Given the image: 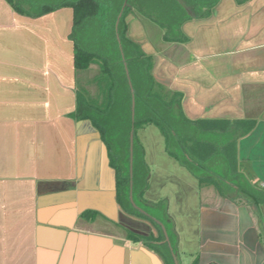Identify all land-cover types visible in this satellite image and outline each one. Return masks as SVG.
I'll use <instances>...</instances> for the list:
<instances>
[{"label":"crops","instance_id":"obj_1","mask_svg":"<svg viewBox=\"0 0 264 264\" xmlns=\"http://www.w3.org/2000/svg\"><path fill=\"white\" fill-rule=\"evenodd\" d=\"M140 19L125 20L126 35L150 56L153 81L181 95L188 119L248 128L238 167L264 189V0H219L210 17L182 25L184 43L154 45ZM71 30L70 7L33 17L0 0V264H183L176 227L156 244L115 231L100 134L73 115ZM228 186L197 207L185 264H264V198Z\"/></svg>","mask_w":264,"mask_h":264},{"label":"trees","instance_id":"obj_2","mask_svg":"<svg viewBox=\"0 0 264 264\" xmlns=\"http://www.w3.org/2000/svg\"><path fill=\"white\" fill-rule=\"evenodd\" d=\"M5 1L15 12L28 13L33 17L60 7H70L72 9L70 38L73 41L74 68L87 69L91 63H98L99 72L95 77L98 83L104 82V86L107 84L106 89L109 92L117 85H123L127 91V104L131 105L130 86L125 70L128 71L136 101L134 115L131 117V114H128L124 142L116 141L117 136L109 137V126L103 122L101 124L98 120L103 110L109 109L114 103L112 92H108L109 99L105 100L104 108L86 92L83 95L77 92L76 108L73 113L77 119H89L98 130L101 140L106 145L109 164L115 170L116 185L121 192L126 191L130 178L128 171L130 132H133L134 144L137 129L143 123H150L161 130L167 141L169 153L185 165L199 181L212 183L221 194L230 183L238 188H254L252 193L264 198V189L256 188L250 182L243 180L245 177L238 167L237 140L247 132L248 128L231 129L223 126L225 123L223 121L186 118L181 110V95L175 91H167L168 97H166V93H162L161 86L153 81L150 73V56L126 35L125 16L129 11H136L138 15L162 29L163 42L184 43L188 38L182 30V25L187 21L210 17L219 0H118L117 3L111 0H60L54 4L40 0L38 9H28L32 0ZM234 1L237 5H241L249 0ZM119 13H121L120 17H118ZM89 24L97 26L99 24L103 29L101 39L109 41L104 49H96L93 45L87 46L84 43L83 46L81 45L76 34L80 28ZM184 155L203 167V173L198 174L197 168L193 167ZM213 161L222 164L224 171L213 172L209 166ZM95 214L97 212L87 210L83 216L92 217ZM128 236L137 241L142 239L141 236L132 233Z\"/></svg>","mask_w":264,"mask_h":264},{"label":"rangeland","instance_id":"obj_3","mask_svg":"<svg viewBox=\"0 0 264 264\" xmlns=\"http://www.w3.org/2000/svg\"><path fill=\"white\" fill-rule=\"evenodd\" d=\"M24 1L26 2V0ZM39 1L40 0H32L31 7L28 5V9H38ZM45 1L48 4H54L60 0ZM111 1L114 3L118 2V0ZM136 17L142 19V24H144L143 27L154 45L159 46L163 43L161 39L162 29L153 22L138 15L136 11H129L125 16V20L129 24V22H132L133 18ZM132 26L135 28L134 24L131 25V27ZM138 27L139 26L135 28L137 31L139 30ZM102 33L103 29H101L99 24L98 26L89 24L88 26L86 25L80 28L76 35L81 41L82 46L84 43L87 44V46L93 45L96 49L102 50L109 43L108 40L101 39L102 37L100 35ZM122 56L121 54V57ZM122 61H124L123 57ZM98 72L99 66L96 62L91 63L87 69L79 70L77 73V89L80 94L83 95V93L85 94L86 92L87 95L95 98L104 108L106 103L105 100L107 98L109 99V90L107 91L106 89L107 84L105 86L104 82L99 84L98 80L95 79ZM126 75L127 82H131L128 71ZM157 83L161 86L162 93H166V97H168L167 91L172 90L164 86L163 83ZM116 87L110 91L115 98L114 103L110 105L109 109L103 110L104 112L99 115L98 120L101 124L103 122L105 125L109 126V137L116 138L117 136L116 141L124 142L128 114H131V117L134 115L136 97L134 90L132 89L133 93L130 90L131 105H129L126 100L127 91L123 85L119 84ZM100 108L102 107L100 106ZM165 124L167 123L165 122ZM168 148L167 141L161 130L154 124L143 123L141 127L137 129L135 143L133 144L132 141L131 160L133 169L138 171L135 172V175L139 176L140 174L146 179V190L143 196L147 201L151 202L150 205L154 204L155 206L149 207V212L151 211V213L158 214L161 207L164 206L161 201L166 197L168 198V204H166L165 207L174 221V227H176L180 235L177 252L182 263L185 264L190 259L191 253L196 249L195 219L197 207L201 204H211V201L214 199L213 196L217 195L218 192L212 183L199 181L185 165H182L169 153ZM209 166L212 168L213 172L219 173L224 171L223 165L215 161L210 162ZM196 172L198 174L203 173L200 168H197ZM225 188L230 187L226 185ZM115 231L119 234H124L119 228H116Z\"/></svg>","mask_w":264,"mask_h":264},{"label":"flooded vegetation","instance_id":"obj_4","mask_svg":"<svg viewBox=\"0 0 264 264\" xmlns=\"http://www.w3.org/2000/svg\"><path fill=\"white\" fill-rule=\"evenodd\" d=\"M184 156L193 167L200 168L197 162L187 155ZM128 171L130 178L125 192H121L115 183V196L118 207L116 227L122 230L125 235L132 233L135 236H141L142 240L149 244L164 243L165 240L167 242L170 238V229L171 231L174 230V221L165 207L168 204V198L166 197L161 201L164 206L161 207L158 214L149 212V207L155 206L154 204L150 205L151 202L143 196L146 190L145 177L140 174L139 176L134 175L137 170L133 169V163L132 160L130 163V159ZM133 175L134 179L132 178Z\"/></svg>","mask_w":264,"mask_h":264},{"label":"water","instance_id":"obj_5","mask_svg":"<svg viewBox=\"0 0 264 264\" xmlns=\"http://www.w3.org/2000/svg\"><path fill=\"white\" fill-rule=\"evenodd\" d=\"M121 13H119L118 17H120ZM127 73V71H126ZM130 90L133 93V88L131 87V83L129 82ZM83 124L88 125L91 130L95 131L94 137L99 138V133L96 131V129L91 125V121L89 119L83 120ZM132 141H133V132H130L129 135V159L131 163L132 159ZM98 145L100 146V154H99V166H100V186L103 187L106 190L110 191V196H112V204H113V210H115L116 207V201H115V170L109 165V158L107 153V148L105 144L98 140ZM106 215H108L111 218H115V211L114 212H106Z\"/></svg>","mask_w":264,"mask_h":264}]
</instances>
